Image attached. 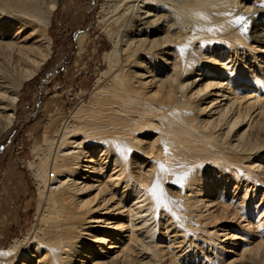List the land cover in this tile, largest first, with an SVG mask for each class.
<instances>
[{"label": "bare ground", "instance_id": "6f19581e", "mask_svg": "<svg viewBox=\"0 0 264 264\" xmlns=\"http://www.w3.org/2000/svg\"><path fill=\"white\" fill-rule=\"evenodd\" d=\"M111 1L136 8L126 34L113 37L115 47L105 53L121 55L123 68L96 81L93 107L71 111L62 126L72 123L68 136L49 146L52 154L57 149L52 168L46 164L51 161L39 166L31 161L38 182L36 216L44 218V228L29 239L40 247L15 241L0 250V264H142L143 257L150 264L160 239L168 231L173 240L189 234L186 225L200 208L228 211L226 176L246 175L263 185L264 165L258 162L264 164V44L254 47L258 56L252 62L245 57L239 62V52L250 46L237 42L243 30L237 14L249 19L255 39L264 38L252 26L264 15V0H159L157 6L152 0ZM57 5V0H0V51L10 54L9 62L2 55L0 63V134L12 126L24 82L50 58L48 31ZM86 36H77L78 54ZM232 53L237 59L227 61ZM146 61L162 74L151 75ZM18 62L25 74L11 81ZM148 134L157 137L150 153L138 138ZM45 147L35 144L33 156L39 158ZM142 158L149 169H141ZM156 184V196L167 208L155 202L150 190ZM184 189L193 195L184 198ZM140 193L144 198H137ZM212 212L209 228L217 230ZM249 242L245 235H231L218 253L222 259L213 264H242L250 256ZM231 253L236 259L228 261Z\"/></svg>", "mask_w": 264, "mask_h": 264}, {"label": "rangeland", "instance_id": "374dc122", "mask_svg": "<svg viewBox=\"0 0 264 264\" xmlns=\"http://www.w3.org/2000/svg\"><path fill=\"white\" fill-rule=\"evenodd\" d=\"M255 1L257 0H251V2ZM159 2V0H152L151 4L157 6ZM242 2L244 3L245 0H238V3ZM57 4V9L53 14L51 19L52 24L48 31L49 36L52 38V52L50 58L40 66L32 79L24 82L15 106V118L11 124L12 126L5 129L3 131L4 133L2 132L0 134V191L2 190V187H5L6 189L9 187L14 191L15 186H20L19 183L21 178L18 179V176L22 177V175H25L29 192V195L25 196L26 204H24V208L18 209L20 211L19 213L17 210L0 208V250L2 251L10 249L15 241L19 244L30 246L31 248L37 249L40 247L39 245L32 244L33 241L29 239L39 235L40 229L44 228V218L36 216L38 182L36 177L30 173V163L32 161L34 165L39 166L41 162L46 163L51 161L50 164H46H48L49 167L51 166L50 169L52 168V164L55 162L54 156L57 149L54 148V150H52L53 148L51 147L50 149L53 151L52 154L49 150V146L52 142L56 143L59 141L60 143V138L61 140H64L68 136L69 133L67 132V128L72 123L69 122V125L63 130L62 126L65 124L64 122L69 119L71 111L77 108L78 105L82 106V109L84 107L87 109L86 106H89L88 108L93 107L94 99L99 95L96 94V97L93 93V90H95L93 87H95L96 81L99 78H102V80L104 78L106 79V77H109V75L116 71V69L119 71V69L123 68L121 55L118 57H107L105 53L114 49L115 45L113 37L116 35L117 37L118 35L121 37L126 34L128 26L131 23L130 18L134 15L136 10L135 7L126 10V7L119 5L118 3L116 4L111 0H57ZM78 6L81 8L79 12H77ZM69 7L72 8L68 9ZM89 7L91 9H89ZM87 12L88 14L85 16L84 14ZM237 15L242 17L239 13ZM237 15L235 16L233 14L231 17H237ZM248 21L249 19L246 18L242 21L243 30L238 37L237 42H239V38L242 43L248 41V47H250L242 50L243 52H239L241 57L239 62H241L244 57L252 62L253 57L258 56L254 47L262 46L264 44L262 43L264 38L255 39L257 33L254 36L251 35L252 32L247 26ZM71 23H84V25L87 26L86 31L90 27L92 28L87 33L86 46L80 54L77 53L78 40L75 42L74 38H71L69 35L68 26ZM252 26H258L259 33L264 35V15L261 17H255ZM123 48L125 47L122 44L121 50ZM219 54V52H215L214 56ZM2 55H5L6 57L4 58ZM9 55L0 51V63L4 59L9 62ZM230 56L231 58L227 61L237 59V54L232 53ZM35 60L36 58L33 57L31 63H27V67L33 65ZM20 63L21 62H18V64ZM146 64L151 71V75L162 74L159 70H156L154 64L149 65L148 61H146ZM17 67L19 68V71L16 68V76L11 81L15 80L17 76H23V74H25L23 63ZM108 82L109 80H106L105 84ZM26 89L30 92L25 96ZM257 91L258 88H255V93ZM100 97L101 96H99V98ZM32 108L39 110L37 118L35 119L32 118L33 116L31 117V114L34 113ZM0 117L3 118L2 115ZM27 119H29V122H25L26 125L21 127V123ZM19 127H21L20 130ZM12 137L15 141L13 140L11 143L5 145V143H7L6 141ZM138 138L143 139L141 146L146 148V151L150 153V145L154 143L155 139L157 140L155 134H148L145 138H143L142 135H138ZM44 142L48 147H45L39 158L33 156L32 149L34 145L39 143L45 144ZM22 144L23 148L19 150L17 154L18 147ZM53 146L56 145L54 144ZM1 148H3V151ZM12 158L17 159L16 162L22 161V165L19 168L21 172L8 171L10 169L8 168L9 162L13 161ZM147 160L143 158L140 160L143 162V164L140 165L141 169H149L151 167L150 165L147 168L145 167L148 164ZM258 163L264 165L262 162ZM261 177L263 179V185L260 182L250 180L246 175L236 179L226 176L222 188L225 187V195L223 194V197L225 196L224 199L226 198V201H224L227 205L228 211L215 212V208H210L208 210L206 207H204V209L200 208V213L197 212L198 215L196 213L197 216L192 219V225H186V228L190 233L184 235L182 238L178 237L179 239L173 240L172 236L174 233L171 234V231H168L165 236L160 239L161 241L158 242V257L152 258L149 263L213 264L214 260L217 262L218 258L222 259L219 255L220 249L227 245L231 235H236V237L245 235V237L251 241L247 243L249 244L248 255L250 256H248L242 264L247 262L248 264H264V174L261 175ZM246 178H248V180ZM251 181L253 185L251 184ZM44 185L45 184H43L42 187H44ZM17 192H19V189ZM113 192L114 191L112 190L111 193ZM176 193L180 192L176 191ZM143 194L144 193H140L137 195V198H144L142 197L144 196ZM192 195L193 193L191 190L184 189V198ZM249 203L254 205L252 206ZM211 212L217 214L218 226L216 224L212 225L218 227L217 230L213 228L210 230L209 228L210 222L208 217ZM246 219L248 220L246 221ZM195 223L198 226L195 225ZM152 224V227H154L155 224L153 222ZM258 225L263 230L260 229ZM249 226L253 228L251 229ZM207 229H209L208 235L206 232H203L207 231ZM192 230L196 233H193ZM247 230H249V232ZM253 230L255 231L253 232ZM215 231L217 234H213ZM143 232H145V230H143ZM183 232L180 233L184 234ZM247 232L250 234L246 235ZM237 243L240 244L239 241ZM228 256L231 257L228 261L236 259L234 253H231ZM141 260L147 263L146 258L143 257ZM143 261H141L142 264H144ZM33 264L40 263L38 261Z\"/></svg>", "mask_w": 264, "mask_h": 264}, {"label": "crops", "instance_id": "0c3cea01", "mask_svg": "<svg viewBox=\"0 0 264 264\" xmlns=\"http://www.w3.org/2000/svg\"><path fill=\"white\" fill-rule=\"evenodd\" d=\"M70 8H72V7H69L68 9H70ZM80 9L81 8L78 6L77 12H79ZM89 9H91V8L89 7ZM87 14H88V12L85 13L84 15L86 16ZM86 27L87 26H85L84 23H82V24H73V23L69 24V26H68L69 30L68 31H69L70 37L74 38V40L76 42L78 40L77 36L81 33H84L86 31ZM89 29H91V27ZM89 29L86 31L87 33L90 31ZM26 90L27 91H25V96L27 94H29V92H30L28 89H26ZM32 110L34 111V113L31 114V117L33 116L32 118L35 119V118H37V114L39 113V110H37L36 108H34V109L32 108ZM25 122H29V119L24 120L23 123H21V127L26 125ZM21 127H19V130ZM13 140L15 141V139L13 137L8 139L9 142L6 141L7 143H5V145L11 143V141H13ZM1 149L3 151V148H1ZM0 152H1V150H0ZM12 160L13 161L9 162L8 168H10V169L8 171H10V172L18 171V173H19V171L21 172V170L19 168L22 165L21 164L22 161L16 162L17 159H13V158H12ZM17 169H19V170H17ZM19 178H21L20 183H19L20 186L19 187L15 186L14 191L11 190L9 187L7 189L5 187H2V190L0 191L1 192L0 193V208L1 209L7 208V210H17L19 213L20 211L18 209L24 208V206H25L24 204H26L25 196L29 195L28 184H27V180H26L25 175H22V177L18 176V179ZM18 189H19V192H17ZM14 213H16V212H14Z\"/></svg>", "mask_w": 264, "mask_h": 264}, {"label": "snow or ice", "instance_id": "6c2138e0", "mask_svg": "<svg viewBox=\"0 0 264 264\" xmlns=\"http://www.w3.org/2000/svg\"><path fill=\"white\" fill-rule=\"evenodd\" d=\"M240 20L241 21H243L244 20V17H240ZM119 151H121V153H123V149H119ZM188 178V176H187V174H185V176H183V177H180L179 179L180 180H185V179H187ZM157 188H158V184H156V185H154L153 186V188L150 190L151 191V193L154 195V196H156V193H157ZM156 203H157V206H158V208L161 206V205H163L165 208H167V204L159 197V196H156V201H155Z\"/></svg>", "mask_w": 264, "mask_h": 264}, {"label": "built area", "instance_id": "2783aa9c", "mask_svg": "<svg viewBox=\"0 0 264 264\" xmlns=\"http://www.w3.org/2000/svg\"><path fill=\"white\" fill-rule=\"evenodd\" d=\"M22 148H23V144L18 147L17 154H18L19 150H21Z\"/></svg>", "mask_w": 264, "mask_h": 264}]
</instances>
